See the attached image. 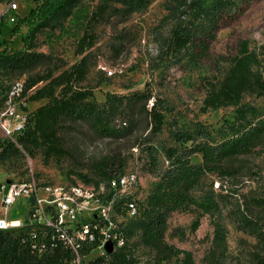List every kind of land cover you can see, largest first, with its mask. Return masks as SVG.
<instances>
[{
  "label": "rangeland",
  "instance_id": "obj_1",
  "mask_svg": "<svg viewBox=\"0 0 264 264\" xmlns=\"http://www.w3.org/2000/svg\"><path fill=\"white\" fill-rule=\"evenodd\" d=\"M216 0H206L211 5ZM192 0H147L144 9L127 14L125 7L115 0H82L70 15L55 21L51 27L41 29L32 44L26 42L27 27L24 18L36 6L35 0H0V51L9 55L35 54L42 56L29 67L0 64V97L16 79L37 80L47 74L55 76L68 70L80 60L77 45L86 31L94 34V45L85 52L88 70L85 79L75 84L74 90L91 91L79 108L90 107L102 119L103 125L115 131L107 138L99 137L93 124L72 114L61 119L57 145L61 151L46 157L47 146H23L19 153L2 159L0 181L6 176L25 179L34 176L51 184H82L95 186L94 182H107L101 173V164L115 165L121 175L132 176L134 182L125 193L115 198L111 214L114 225L122 232L133 264H157V254L141 243V231L135 223L136 216L118 210L117 204L131 196L137 204L145 202L159 173L168 165L165 150L175 145L174 135L185 132L196 136L198 129L206 128L212 136L219 137L224 123L233 121L235 108L204 109L207 82L222 81L228 74L232 59L240 43L247 42L249 49L264 58V0L251 2L242 13V0L227 1L229 17L214 37L208 41V57L194 56L197 41L189 51L176 54L171 51V30L184 23L197 29L202 18ZM17 10L11 11L10 4ZM14 16L16 21L10 20ZM186 16V20H185ZM200 30V29H199ZM199 31L197 30L196 33ZM147 91L160 99L165 120L161 132L151 136L150 127L140 105L133 108L128 97ZM61 90L58 89L57 95ZM244 102L264 113V97L247 93ZM33 112L47 100H27ZM133 122V123H132ZM132 126V131L129 128ZM138 143L158 148L156 162L152 163ZM144 146V145H143ZM201 162V155L192 158ZM236 178L209 173L193 192L197 205L170 214L165 241L192 254L194 264H255V254L260 252L258 241L242 222L243 214L259 220L262 209L258 202L264 200V138L252 153L239 156L233 163ZM79 175L93 180L84 183ZM213 199L219 211H206L202 204ZM213 214V215H212ZM21 210L12 212L11 218L22 219ZM219 219L225 235L224 256L211 261L214 238V220ZM198 227L194 229V224ZM132 230L128 236L126 231ZM121 247H115L114 251ZM217 257V258H218ZM180 259L183 258L181 255ZM99 259L101 264H112L109 253L98 246L86 256L91 264ZM161 264H179L176 257Z\"/></svg>",
  "mask_w": 264,
  "mask_h": 264
},
{
  "label": "trees",
  "instance_id": "obj_2",
  "mask_svg": "<svg viewBox=\"0 0 264 264\" xmlns=\"http://www.w3.org/2000/svg\"><path fill=\"white\" fill-rule=\"evenodd\" d=\"M36 6L32 8L24 18L27 27L26 42L32 44L37 33L41 29L49 28L60 18L70 15L72 9L82 0H35ZM122 4L127 14H132L144 9L147 0H115ZM206 0H192L190 7L194 8L199 17L202 18L201 26L197 29L193 26L181 23L171 30L170 49L176 54H183L189 51L192 43H196L198 52L194 56L208 57V41L214 37V31L220 28L226 17H229V6L227 1L216 0L211 5L205 3ZM256 0H242L244 5L240 8L242 13L251 2ZM186 20V16H185ZM200 29V30H199ZM199 31L196 33V31ZM95 36L90 31H86L80 39L76 54L80 56L75 64L68 70H64L58 75L47 74L37 80L26 82L27 90H31L28 100L39 102L47 100V103L38 107L28 116V126L19 143L25 146H38L45 144L47 150L46 157L61 151L57 145L58 128L61 119L69 114L76 118L89 120L96 134L101 138L115 135V131L103 125L101 117L90 107L79 108L81 103L92 96L91 91L74 90L75 84L82 82L87 74L88 64L85 52L94 45ZM42 56L35 54H19L16 57L9 55L6 50L0 51V64L11 63L15 67H29L39 61ZM231 68L222 81L207 82V93L204 99V109L219 110L221 108L234 107L235 116L233 121L224 123L219 131V137L212 136L206 128L198 129L196 136L178 132L174 135L175 145L165 150L168 165L160 171L159 179L154 184L145 202L139 204L131 196H125L118 204L123 207V212H128V202L136 203V220L141 231V243L154 250L157 254V264L176 257L179 264H194L192 254L188 251L178 249L169 245L165 241V234L168 229V219L171 213L186 210L197 205L193 197V192L202 183L209 173L223 174L236 178L237 171L233 164L239 156L249 155L264 138V113L251 104L244 102V95L247 93L264 97V58L249 49L247 42L239 44L237 54L230 59ZM58 89L61 90L57 95ZM153 99L151 93L147 91L137 92L128 97V102L132 108L140 105L142 112L148 121L151 136L158 135L165 120L164 108L160 99L154 98L149 106V101ZM133 123V122H132ZM132 131V126L129 132ZM144 145V146H143ZM137 146L144 149L151 162H156L158 148L138 143ZM19 153V149L12 144H8L1 158ZM201 155L200 163H193L192 158ZM115 165L108 164V160L102 162L100 169L103 177L110 180L118 177L120 170H114ZM81 180L90 184L92 179L79 175ZM95 186L98 185L94 182ZM262 215L259 220L250 218L243 214L242 222L248 227L252 235L258 241L260 252L255 254V264H264V200L258 202ZM206 211H219L218 204L213 199H207L202 204ZM213 215V214H212ZM214 238L211 248V261H220L224 256L226 247V235L219 219L214 220ZM198 227V222L194 224V229ZM128 236L133 235V231H126ZM20 231H0V264H67L71 258L69 251L58 248L49 256L38 257L31 252L27 244L22 239ZM96 247H85L84 254H89L91 249ZM112 264H133V259L121 247L109 253ZM183 256L180 259V256ZM216 255H220L218 258ZM99 259L91 264H101Z\"/></svg>",
  "mask_w": 264,
  "mask_h": 264
},
{
  "label": "built area",
  "instance_id": "obj_3",
  "mask_svg": "<svg viewBox=\"0 0 264 264\" xmlns=\"http://www.w3.org/2000/svg\"><path fill=\"white\" fill-rule=\"evenodd\" d=\"M16 11L17 4L11 3ZM10 20L15 22L14 16ZM26 82L14 80L0 97V156L8 144L22 149L19 143L28 126V97ZM0 157V174L2 173ZM11 180L9 183L8 181ZM132 176L119 175L97 186L82 184H51L34 176L25 179L6 176L0 181V231H20L22 239L38 257L49 256L58 248L67 250V264H88L86 256L97 246L107 243L122 247L124 237L112 221L118 194L132 186ZM112 197L108 200L109 194ZM128 212L136 215V203L128 202ZM25 213L22 219L11 218L14 211ZM85 221L83 224L82 221ZM96 247L84 254L85 247Z\"/></svg>",
  "mask_w": 264,
  "mask_h": 264
},
{
  "label": "water",
  "instance_id": "obj_4",
  "mask_svg": "<svg viewBox=\"0 0 264 264\" xmlns=\"http://www.w3.org/2000/svg\"><path fill=\"white\" fill-rule=\"evenodd\" d=\"M8 182L10 183L11 180H9ZM111 197H112V193L109 194V196H108V200H110ZM82 222H83V224H85V221H84V220H83ZM105 248H106V251H107L108 253H111V252L113 251V245H112L111 243H107L106 246H105Z\"/></svg>",
  "mask_w": 264,
  "mask_h": 264
}]
</instances>
